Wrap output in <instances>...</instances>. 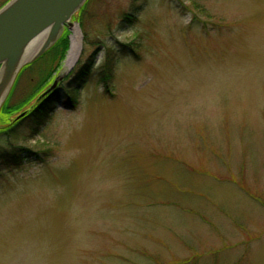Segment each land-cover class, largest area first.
Listing matches in <instances>:
<instances>
[{
  "label": "rangeland",
  "instance_id": "obj_1",
  "mask_svg": "<svg viewBox=\"0 0 264 264\" xmlns=\"http://www.w3.org/2000/svg\"><path fill=\"white\" fill-rule=\"evenodd\" d=\"M69 21L0 106L21 155L0 264H264V0H85Z\"/></svg>",
  "mask_w": 264,
  "mask_h": 264
},
{
  "label": "water",
  "instance_id": "obj_2",
  "mask_svg": "<svg viewBox=\"0 0 264 264\" xmlns=\"http://www.w3.org/2000/svg\"><path fill=\"white\" fill-rule=\"evenodd\" d=\"M84 2L85 0H9L0 7V67L5 64L9 71L15 67L0 106L16 74L25 63L20 62L24 48L47 31L49 37L29 60L43 53L58 39L64 25L71 26L70 17Z\"/></svg>",
  "mask_w": 264,
  "mask_h": 264
},
{
  "label": "trees",
  "instance_id": "obj_3",
  "mask_svg": "<svg viewBox=\"0 0 264 264\" xmlns=\"http://www.w3.org/2000/svg\"><path fill=\"white\" fill-rule=\"evenodd\" d=\"M67 46L66 37L64 35L60 36L55 43L50 47V50L56 49L55 54L57 57L61 56ZM88 64L86 62H78L76 64L75 70L71 74V76L76 79L79 77L85 76L87 74L86 68ZM27 66L23 67L20 70V73L26 68ZM57 88H53L48 92L42 93L39 95V97L36 99L35 104L28 110L27 113H25L26 117H34L37 118L38 116H41L47 109H49L55 99L58 98L59 93L56 90ZM46 90V89H45ZM44 90V91H45ZM7 101V100H6ZM5 101V102H6ZM6 104V103H5ZM4 106V103L2 105V108ZM25 116V115H24ZM12 130L9 131V134ZM8 150V151H7ZM20 153L16 151L14 148H6L3 151H0V171L2 169L8 168L9 166L18 165L20 164Z\"/></svg>",
  "mask_w": 264,
  "mask_h": 264
},
{
  "label": "bare ground",
  "instance_id": "obj_4",
  "mask_svg": "<svg viewBox=\"0 0 264 264\" xmlns=\"http://www.w3.org/2000/svg\"><path fill=\"white\" fill-rule=\"evenodd\" d=\"M49 37L48 32L44 31L40 35H38L35 39H33L23 50L20 62H26L28 61L33 55L37 53V51L40 49L42 44L46 41V39ZM73 62V56L68 54L66 58V66H70ZM14 68L10 69V71L6 68V65L3 64L0 67V102L6 92L7 86L11 80L12 74L14 72Z\"/></svg>",
  "mask_w": 264,
  "mask_h": 264
}]
</instances>
